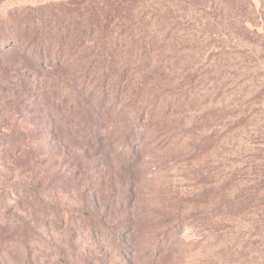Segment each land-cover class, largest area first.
<instances>
[{
  "label": "rangeland",
  "instance_id": "rangeland-1",
  "mask_svg": "<svg viewBox=\"0 0 264 264\" xmlns=\"http://www.w3.org/2000/svg\"><path fill=\"white\" fill-rule=\"evenodd\" d=\"M156 1L0 0V19L69 12L80 42L96 14L156 15ZM154 23L122 61L119 94L78 68L79 86L69 70L0 61V174L12 181L0 185V264H264V189L223 202L264 170V60L253 66L220 25L198 50L190 30L163 41ZM28 79L61 89L5 109Z\"/></svg>",
  "mask_w": 264,
  "mask_h": 264
},
{
  "label": "trees",
  "instance_id": "trees-1",
  "mask_svg": "<svg viewBox=\"0 0 264 264\" xmlns=\"http://www.w3.org/2000/svg\"><path fill=\"white\" fill-rule=\"evenodd\" d=\"M156 4V15L153 5L146 6L147 12L144 14H96L90 31L83 33L80 42L77 37H72L74 32L71 26L76 17L69 12H64L60 17L56 14L39 17L37 13L32 15L22 12L14 15L13 12L11 16L0 19V61L8 58L14 64L30 61L41 70L49 67L69 70L72 78L74 77L72 80H77L78 86L83 84L80 75L86 76L91 72L104 85L106 82L103 89L119 94L123 83L120 79L130 72L122 61L131 51L130 47L143 46L147 43L146 40L152 42L153 38L148 35L150 33L144 34L150 28L154 29V22L157 21L160 31L165 30L163 41L180 36L179 30H190L193 33L187 36V40L189 43L193 42L195 49L202 48L210 36H216L218 33L214 28L220 25L225 36H232L244 46L239 52L248 62L254 57L256 58L251 60L253 66L263 62L264 0H261L259 7L253 0H158ZM89 41L91 44H85ZM76 47L79 51H74ZM132 54L136 61L145 55L143 51ZM76 68L79 70L78 76L73 73ZM117 77L119 78L116 79ZM32 86L31 79L24 80L13 100L5 105V109L20 112L22 106L33 99L41 102L50 89H61V85H52L49 89L48 86ZM11 182L10 178L0 174V185L7 187ZM252 184L245 185V189L241 188L223 202L242 204L250 198H258V191L264 189V170L252 180ZM2 195L0 194V199H5ZM7 215L8 220H14L10 210ZM88 218L93 221L95 215L89 213ZM104 227L108 229L107 225Z\"/></svg>",
  "mask_w": 264,
  "mask_h": 264
}]
</instances>
